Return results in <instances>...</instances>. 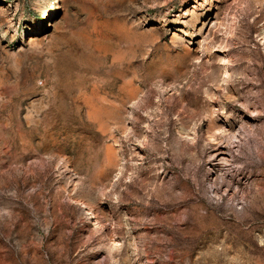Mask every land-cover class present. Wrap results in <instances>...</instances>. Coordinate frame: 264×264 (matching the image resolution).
I'll return each instance as SVG.
<instances>
[{"label":"rangeland","instance_id":"rangeland-1","mask_svg":"<svg viewBox=\"0 0 264 264\" xmlns=\"http://www.w3.org/2000/svg\"><path fill=\"white\" fill-rule=\"evenodd\" d=\"M0 264H264V0H0Z\"/></svg>","mask_w":264,"mask_h":264},{"label":"bare ground","instance_id":"bare-ground-1","mask_svg":"<svg viewBox=\"0 0 264 264\" xmlns=\"http://www.w3.org/2000/svg\"><path fill=\"white\" fill-rule=\"evenodd\" d=\"M210 136V135H209Z\"/></svg>","mask_w":264,"mask_h":264}]
</instances>
